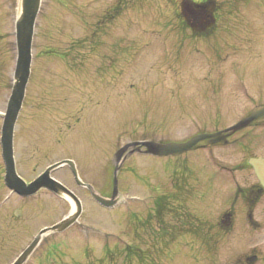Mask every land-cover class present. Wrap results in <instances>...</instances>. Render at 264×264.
Segmentation results:
<instances>
[{"label":"rangeland","instance_id":"obj_1","mask_svg":"<svg viewBox=\"0 0 264 264\" xmlns=\"http://www.w3.org/2000/svg\"><path fill=\"white\" fill-rule=\"evenodd\" d=\"M18 4L0 0V113L12 86ZM195 19H212V30L206 34L203 22L192 27ZM31 55L14 129L17 175L34 181L70 160L83 184L109 197L119 148L224 131L264 104V0H41ZM263 142L264 128L246 129L225 148L125 161L116 186L129 207L109 212L67 168L51 174L80 201V225L88 231L54 236L27 264H248L253 255L262 264L264 195L255 198L257 181L245 164L264 157ZM2 167L0 157V264H11L71 206L44 190L28 201L11 195ZM230 209L231 233L209 232ZM249 211L255 228L244 220ZM182 213L208 228L209 246L176 245L178 231L176 241L168 240L172 219Z\"/></svg>","mask_w":264,"mask_h":264},{"label":"water","instance_id":"obj_2","mask_svg":"<svg viewBox=\"0 0 264 264\" xmlns=\"http://www.w3.org/2000/svg\"><path fill=\"white\" fill-rule=\"evenodd\" d=\"M40 1L41 0H19L18 16L14 23L16 60L13 72V84L5 113L4 115H2V125L0 129V147L1 157L5 169L4 183L11 191L17 193L20 196L29 197L34 195L39 189L46 188L54 193L61 194L62 196H67L70 200H72L75 206V210L72 216L52 229L61 231L77 218L80 210L78 201L74 198V196L58 183L48 178L49 172L59 167L61 164L55 165L52 168L48 169L34 182L26 186L15 173L12 153L13 129L22 105L24 90L29 77L32 35L35 19L40 7ZM253 121H264V107L254 109L248 118L231 127L227 131L235 132ZM204 140L207 141L206 146H216L222 144L225 139L222 133L219 132L215 134L197 135L196 137L185 143L145 145H147L149 152L158 157H176L188 152L198 142ZM124 150L125 149H122L117 153V158ZM62 164L68 165L73 175L75 176V172L71 162L66 161ZM248 165L252 167L258 182L264 189V159H250L248 160ZM114 194L115 189H113L112 196H114ZM33 245H31V247L23 253V255L15 262V264H20L24 260Z\"/></svg>","mask_w":264,"mask_h":264},{"label":"flooded vegetation","instance_id":"obj_3","mask_svg":"<svg viewBox=\"0 0 264 264\" xmlns=\"http://www.w3.org/2000/svg\"><path fill=\"white\" fill-rule=\"evenodd\" d=\"M207 16L209 18H211V15L209 14V12H206L205 17H207ZM202 22L205 25L204 30L207 34V32L212 30L214 21H212V19L207 20V21H201V22H199L200 27L203 24ZM261 106H264V104L258 105L256 107H261ZM257 128L263 129L264 128V122H261V123L253 122L247 128H245L241 131H244L246 129L253 130V129H257ZM236 133H240V131L236 132ZM235 134L230 135V136L227 135L228 140H227V144L224 145V147H227V146L232 144V136H234ZM263 144H264V142H263ZM126 154H127V157L125 158L123 163L125 161L131 160L134 157L143 156L141 154V152H138L135 149L128 150ZM252 158H259V157L252 156ZM261 158H264V157H261ZM255 187H256L255 198L259 197L260 195H264V190L258 184ZM82 189H84V188H82ZM255 200L256 199L251 200V203L254 202ZM186 216H187V214L182 213L181 215L174 217L172 219L171 225H170L169 229L167 230V232H168L167 235L169 236L168 240L172 241V243H173V241H176L177 239L175 237V231H178V233L180 235H183V237H181L180 239L177 240L176 245L179 244V245H182L183 248L187 247L188 249H198L200 247L206 248L207 245L209 246L210 243H208V241H210V239L207 238L208 233L206 232V229H208V228L206 227V229H204L203 228L204 226H202L200 221L196 220L195 218L193 221L188 216L187 217ZM244 220L247 222L248 225L250 224L252 226V228L256 227V225L253 222H251V212L250 211L247 212V214L244 217ZM201 221L203 223H206V221H204V220H201ZM233 223H234V215H233L232 209H230L228 212H224L220 216L216 217L214 220L212 228L208 229V231L214 232L216 230V232L222 231L224 233L229 234V233H231L232 227L234 225ZM257 262H259V260H258V258H256L255 255H253L247 261L248 264H255ZM261 262H262V264H264V258H262Z\"/></svg>","mask_w":264,"mask_h":264},{"label":"trees","instance_id":"obj_4","mask_svg":"<svg viewBox=\"0 0 264 264\" xmlns=\"http://www.w3.org/2000/svg\"><path fill=\"white\" fill-rule=\"evenodd\" d=\"M181 15H182L181 17H185V13H182ZM185 19H186V24H187V22H188V16H187ZM194 22H195V24H191L192 27H197V26L200 27V23H199V21H198L197 19H195ZM184 24H185V23H184ZM186 24H185V25H186ZM204 35H205V34H204Z\"/></svg>","mask_w":264,"mask_h":264}]
</instances>
